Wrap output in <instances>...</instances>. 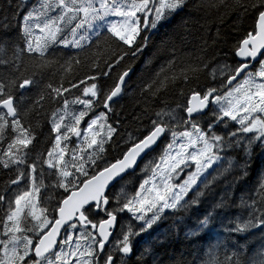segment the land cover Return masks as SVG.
Returning a JSON list of instances; mask_svg holds the SVG:
<instances>
[{
    "label": "snow or ice",
    "instance_id": "1",
    "mask_svg": "<svg viewBox=\"0 0 264 264\" xmlns=\"http://www.w3.org/2000/svg\"><path fill=\"white\" fill-rule=\"evenodd\" d=\"M177 17L132 93L148 123L125 137L115 105L133 62ZM77 67L87 71L68 79ZM52 69L55 85L44 80ZM45 101L59 106L46 111ZM42 115L51 147L32 157L31 117ZM257 156L264 0H8L0 168L14 178L0 191V264H162L137 241L169 215V232L187 229L201 244L191 262L173 253L169 264H264V169L235 195Z\"/></svg>",
    "mask_w": 264,
    "mask_h": 264
},
{
    "label": "trees",
    "instance_id": "2",
    "mask_svg": "<svg viewBox=\"0 0 264 264\" xmlns=\"http://www.w3.org/2000/svg\"><path fill=\"white\" fill-rule=\"evenodd\" d=\"M13 3H22L23 0H12ZM7 3L8 0H0V15H3L4 12L7 10ZM179 23V17L175 20H172L170 24H166L164 27L159 28V31L156 32L154 35L151 36V44L150 47L147 48L139 59L133 62V66L135 69V74L132 76V79L129 81L130 87L128 88V95L124 97V99L120 100L117 105H115L116 111L121 119V132L127 135L128 132L136 133L137 130H142L144 126L148 123V120L145 116L141 115L140 106L136 104L137 97L132 93L134 91H138L137 85L140 83L138 77L143 73L147 75L151 65H146V61L153 56V53L156 51L157 46L160 43V40L164 38L165 34L170 31V29ZM250 23V21H248ZM14 35V33H13ZM74 51V50H73ZM63 62V61H61ZM87 71L84 67H77L75 71L72 73L68 79H71L72 76L81 75ZM115 75V73H113ZM61 72L58 69H52L48 71L45 76L44 80L47 82L51 80V82L55 85L60 81ZM28 95L31 99H35L37 96V90L33 89ZM71 98V97H69ZM59 105L50 104L45 101V110L51 111L53 108L58 107ZM137 117H140L138 120ZM154 118V117H153ZM37 120L39 121V126H35ZM31 122L35 126L36 132V140L34 144L31 146V156L35 157L38 153H45L48 148L51 147V140L53 138V134L50 133V124L48 123L47 116L42 115L40 117L33 116L31 117ZM121 143H123L121 141ZM160 151V147H157L156 152L152 153L150 156L145 157L144 160L141 161V167H143L144 163L151 159L152 155H157ZM232 155H235L234 153ZM264 169V158L257 156L254 161L253 168L249 174V178L247 181L241 185H239L238 190L236 191L235 195L237 197V203H239L240 196H247L249 193V189L253 188L255 181L260 173V171ZM139 173V169L137 170ZM213 175L215 172L213 171ZM185 173L181 174L183 177ZM14 178V175L7 172L6 170L0 168V191L4 189L5 182L9 178ZM139 175L136 177L129 178L133 184H135L136 180L139 179ZM211 179V176L208 177ZM178 179V181H180ZM45 183H48L45 180ZM21 188H24L25 185L21 184ZM129 192L132 191L131 186L128 189ZM44 195H48V193H44ZM203 211V209H201ZM2 215V212H0ZM179 215V214H177ZM188 215H191L192 221L195 220V212H191ZM176 216L169 215L166 218L162 219L158 226H154V230H150V234L142 235L137 241V247H149L153 248V251L156 253L157 259H159L162 264H169L167 257L172 255L173 253L180 254L183 253L185 259L189 262L193 259V257L197 256L199 253V248L201 244L192 242L190 243V237H186L185 233L187 229L181 231L178 235H176L175 231L169 232L170 228H173L174 221ZM205 241L208 237L204 238ZM222 254V253H221ZM148 264H154V261L151 257H148ZM133 261H135V257H133Z\"/></svg>",
    "mask_w": 264,
    "mask_h": 264
},
{
    "label": "rangeland",
    "instance_id": "3",
    "mask_svg": "<svg viewBox=\"0 0 264 264\" xmlns=\"http://www.w3.org/2000/svg\"><path fill=\"white\" fill-rule=\"evenodd\" d=\"M34 2H35V0H31V3H34ZM29 6H31V5L29 4ZM180 178H181V176L180 177H176V180L178 181V179H180Z\"/></svg>",
    "mask_w": 264,
    "mask_h": 264
}]
</instances>
